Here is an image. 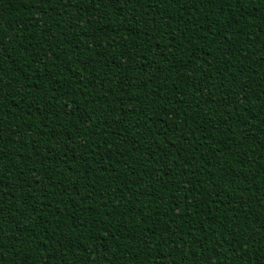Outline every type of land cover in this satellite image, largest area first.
Here are the masks:
<instances>
[{
    "label": "trees",
    "instance_id": "obj_1",
    "mask_svg": "<svg viewBox=\"0 0 264 264\" xmlns=\"http://www.w3.org/2000/svg\"><path fill=\"white\" fill-rule=\"evenodd\" d=\"M0 264H264V0H0Z\"/></svg>",
    "mask_w": 264,
    "mask_h": 264
}]
</instances>
